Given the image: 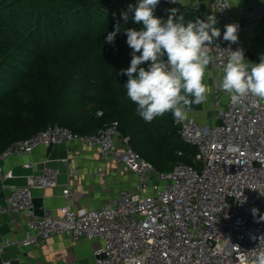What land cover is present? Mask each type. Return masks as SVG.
<instances>
[{"label":"built area","instance_id":"1","mask_svg":"<svg viewBox=\"0 0 264 264\" xmlns=\"http://www.w3.org/2000/svg\"><path fill=\"white\" fill-rule=\"evenodd\" d=\"M227 2L231 7L222 9L223 0H211L215 26L221 30L211 44L215 58L211 66L220 82L229 47L223 39L225 25H239L238 42L231 48H242L248 60L247 42L240 34L254 33L264 20V4L242 9L235 20L233 0ZM262 53H255L251 62L259 63ZM225 94L227 104L214 127L201 126L189 115L186 119L172 115L180 140L196 149V165L178 164L169 173L157 172L130 150L116 124L92 136L49 126L9 146L0 153V185L6 179L1 166L5 160L68 144L99 154L95 177L105 179L116 168L133 175L135 182L90 210L76 208L73 191L67 188L56 214L38 216L32 194L57 188L60 170L49 161L24 164L33 169L32 176L24 186L12 188L0 206V215L10 217V236L0 241V257L8 250L39 248L65 236L73 242L97 241L95 264H256V256L264 252V102L248 96L233 103ZM102 190L107 193V188ZM18 220L23 222L20 229Z\"/></svg>","mask_w":264,"mask_h":264},{"label":"trees","instance_id":"2","mask_svg":"<svg viewBox=\"0 0 264 264\" xmlns=\"http://www.w3.org/2000/svg\"><path fill=\"white\" fill-rule=\"evenodd\" d=\"M139 0H4L0 2V153L49 126L92 136L116 124L130 150L157 172L195 166V147L183 143L166 113L145 122L126 95L132 49L119 24L139 30L129 5ZM185 20L198 14L160 0L154 16L171 10ZM127 12L125 22L122 14ZM139 55V53H137ZM147 69L148 62L140 65ZM97 113H101L100 116ZM181 153V155H179Z\"/></svg>","mask_w":264,"mask_h":264},{"label":"clouds","instance_id":"3","mask_svg":"<svg viewBox=\"0 0 264 264\" xmlns=\"http://www.w3.org/2000/svg\"><path fill=\"white\" fill-rule=\"evenodd\" d=\"M159 2L139 0L137 5H129L134 22L142 27L121 30L117 24L106 36L108 43H114L121 31L127 36L132 58L130 66L122 69L120 75L128 77L124 84L127 98L136 105V113L145 122L166 113L186 119L192 105L206 101L209 91L204 83L206 70L215 59L210 45L221 36V30L215 26V15H208L204 20H185L184 15L176 17V9H172V15L163 22L153 14ZM220 7L231 5L223 0ZM122 18L127 22L128 13H123ZM238 29L235 23L225 25L223 39L229 42V47L225 50L228 56L222 66L220 87L233 103L248 96L264 102V53L259 63H255L246 60L242 48L232 50L231 44L238 42ZM145 62H148L147 69L140 67ZM256 264H264V252L256 256Z\"/></svg>","mask_w":264,"mask_h":264},{"label":"crops","instance_id":"4","mask_svg":"<svg viewBox=\"0 0 264 264\" xmlns=\"http://www.w3.org/2000/svg\"><path fill=\"white\" fill-rule=\"evenodd\" d=\"M4 0H0L2 2ZM168 4L178 5L194 11L204 20L212 15L211 0H164ZM264 4V0H233V17L240 18V11L251 5ZM240 37L245 39L248 47V61L255 53L264 51V20L258 29L251 34L244 31ZM212 48V45H210ZM212 55V52H211ZM204 83L208 86L207 99L200 105H192L188 113L201 126L214 127L219 124V117L227 104V95L220 87V80L211 64L206 70ZM191 99V97H190ZM99 154L92 149L80 147L76 144L38 148L30 156L9 158L2 163V171L6 176L0 185V206L5 205V198L12 188L25 185L26 179L33 174V169H25L23 165L29 162L49 161L48 165L60 170L59 186L55 189H37L33 192V204L36 215L45 213L56 214L64 205L63 194L65 189L73 191L72 204L80 209H98L108 198L117 196L120 190L129 189L135 182V177L126 174L120 169H110L105 179L95 177L94 172L100 162ZM75 172L74 177L69 173ZM107 188L105 193L102 188ZM17 226L23 227L21 220ZM10 217L0 215V241L10 236ZM99 248L97 241L80 239L71 241L68 237H54L39 248L27 250L12 249L0 257L9 260L11 264H95L93 252Z\"/></svg>","mask_w":264,"mask_h":264}]
</instances>
